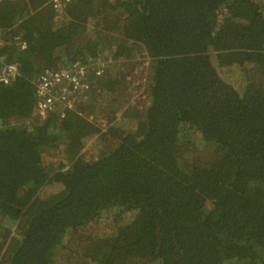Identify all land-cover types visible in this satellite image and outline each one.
Masks as SVG:
<instances>
[{"label":"trees","instance_id":"16d2710c","mask_svg":"<svg viewBox=\"0 0 264 264\" xmlns=\"http://www.w3.org/2000/svg\"><path fill=\"white\" fill-rule=\"evenodd\" d=\"M44 1L0 3V264H264V0Z\"/></svg>","mask_w":264,"mask_h":264},{"label":"built area","instance_id":"2783aa9c","mask_svg":"<svg viewBox=\"0 0 264 264\" xmlns=\"http://www.w3.org/2000/svg\"><path fill=\"white\" fill-rule=\"evenodd\" d=\"M5 0H0L2 3ZM56 14V18H64L67 15V6L72 0H46ZM3 43V33L0 32V46ZM22 48L26 42L21 41ZM104 63L84 64L75 62L71 66L61 70H46L40 75L36 84L37 102L34 107L33 117L46 119L51 112L74 108V97L90 87V76L92 73L101 75ZM19 74L17 63H7L0 58V81L8 84L15 80Z\"/></svg>","mask_w":264,"mask_h":264},{"label":"rangeland","instance_id":"374dc122","mask_svg":"<svg viewBox=\"0 0 264 264\" xmlns=\"http://www.w3.org/2000/svg\"><path fill=\"white\" fill-rule=\"evenodd\" d=\"M42 9H43V13L44 14H46V13H48V14H51V13H53L52 11H53V8H52V6H51V3L49 2V1H44V3H43V6H42ZM99 111H100V113H98V115L100 114V115H102V114H104L103 116H105V113L102 111L101 112V110L99 109ZM92 116L90 115V116H88V118H91ZM101 117V116H100ZM102 121H103V119H102ZM88 124H87V122H86V126H87ZM86 128V127H85Z\"/></svg>","mask_w":264,"mask_h":264},{"label":"crops","instance_id":"0c3cea01","mask_svg":"<svg viewBox=\"0 0 264 264\" xmlns=\"http://www.w3.org/2000/svg\"><path fill=\"white\" fill-rule=\"evenodd\" d=\"M101 116V115H100Z\"/></svg>","mask_w":264,"mask_h":264}]
</instances>
